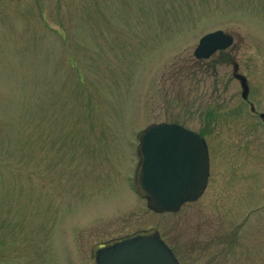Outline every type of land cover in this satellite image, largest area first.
<instances>
[{
  "label": "rangeland",
  "instance_id": "rangeland-1",
  "mask_svg": "<svg viewBox=\"0 0 264 264\" xmlns=\"http://www.w3.org/2000/svg\"><path fill=\"white\" fill-rule=\"evenodd\" d=\"M216 30L232 45L194 58ZM260 113L264 0H0V264H89L150 228L181 234L182 264H264ZM160 122L205 132L215 179L158 217L131 176Z\"/></svg>",
  "mask_w": 264,
  "mask_h": 264
},
{
  "label": "water",
  "instance_id": "water-1",
  "mask_svg": "<svg viewBox=\"0 0 264 264\" xmlns=\"http://www.w3.org/2000/svg\"><path fill=\"white\" fill-rule=\"evenodd\" d=\"M232 38L222 31L202 37L194 51L197 59L230 46ZM243 99L247 97L246 79L237 74ZM263 117V115H261ZM136 150L138 163L133 184L136 192L148 201L154 212L177 211L201 194L208 175L205 142L194 133L175 124H154L139 133ZM97 264H179L172 251L157 235L137 236L115 243L97 253Z\"/></svg>",
  "mask_w": 264,
  "mask_h": 264
},
{
  "label": "flooded vegetation",
  "instance_id": "flooded-vegetation-1",
  "mask_svg": "<svg viewBox=\"0 0 264 264\" xmlns=\"http://www.w3.org/2000/svg\"><path fill=\"white\" fill-rule=\"evenodd\" d=\"M233 63V62H232ZM238 69H239V67H238ZM238 82V81H237ZM239 83V82H238ZM181 125L182 126H185L183 123H181ZM191 131H193V132H195V133H197L200 137H203L204 139H205V141H206V143H207V140H206V137H205V132H203L202 130H192V129H190ZM207 146H208V157H209V163H210V166H209V175H208V179H207V185H206V188H205V190L203 191V193H202V195L195 201V202H191V203H188L187 205H190V204H193V203H196V202H198L199 200H201L206 194H207V191H208V189H209V186H210V184L211 183H213V180L215 179L214 178V163H215V150H213L212 148H211V146L210 145H208L207 144ZM143 201V200H142ZM182 209V208H181ZM180 209V210H181ZM179 210V211H180ZM178 211V212H179ZM177 212V213H178ZM177 213H174V214H177ZM152 215H154V216H158V217H160V216H163L164 214H160V213H158V214H153L152 213ZM152 233H158L159 234V236L161 237V239L162 240H164L169 246H170V248L173 250V252H174V254H175V256L177 257V259L178 260H181V258L178 256V254L176 253V247H177V245H179V241L181 240V234L180 233H178L177 234V232H173L172 233V235H170L169 234V236L167 237H164L161 233H160V231L157 229V228H150V229H145V230H141V231H137V232H135V233H132V234H127V235H125V236H123V237H120V238H113V239H109V240H105V241H103V242H101L97 247H96V249H95V255H94V257H95V260H91V263H89V264H97V262H96V255H97V251L99 250V249H101V248H104V247H107V246H110V245H112V244H114V243H116V242H119V241H122V240H124V239H128V238H131V237H134V236H137V235H149V234H152ZM235 235V233H233V236ZM168 239H169V242H168ZM171 243H173V245H171ZM199 260H204V259H199ZM205 260H209V259H205ZM86 260H80L79 262H77V264H88L87 262H85ZM190 264H193V262L191 261L190 262Z\"/></svg>",
  "mask_w": 264,
  "mask_h": 264
}]
</instances>
